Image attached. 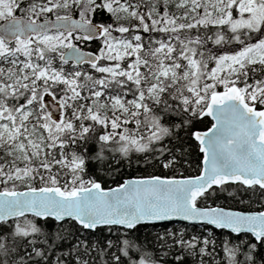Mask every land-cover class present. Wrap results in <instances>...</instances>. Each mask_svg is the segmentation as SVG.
<instances>
[{
  "label": "snow or ice",
  "instance_id": "obj_1",
  "mask_svg": "<svg viewBox=\"0 0 264 264\" xmlns=\"http://www.w3.org/2000/svg\"><path fill=\"white\" fill-rule=\"evenodd\" d=\"M0 264H264V0H0Z\"/></svg>",
  "mask_w": 264,
  "mask_h": 264
},
{
  "label": "trees",
  "instance_id": "obj_2",
  "mask_svg": "<svg viewBox=\"0 0 264 264\" xmlns=\"http://www.w3.org/2000/svg\"><path fill=\"white\" fill-rule=\"evenodd\" d=\"M98 45L94 42L92 44V47L88 50L95 51ZM59 97L57 96L56 100H58ZM206 121L208 122L207 126H210L211 121L209 118H206ZM190 163L186 165L183 168H180L177 173L173 174L169 170H165L163 173L160 172L158 169H149L148 171H136L134 169H129L128 174L125 176V178H133V177H143L147 176L149 173H154V174H163V175H175L177 177H187V176H194L200 173L201 169V162L200 159L197 155H193L189 157ZM114 186V185H112ZM255 199V197H253ZM254 207H258L255 206Z\"/></svg>",
  "mask_w": 264,
  "mask_h": 264
},
{
  "label": "water",
  "instance_id": "obj_3",
  "mask_svg": "<svg viewBox=\"0 0 264 264\" xmlns=\"http://www.w3.org/2000/svg\"><path fill=\"white\" fill-rule=\"evenodd\" d=\"M49 104H50V105H56V104H53L51 101L49 102ZM56 107H58V105H56ZM53 111H54V113H55L56 115H59V113L56 112V108H55V107L53 108Z\"/></svg>",
  "mask_w": 264,
  "mask_h": 264
},
{
  "label": "rangeland",
  "instance_id": "obj_4",
  "mask_svg": "<svg viewBox=\"0 0 264 264\" xmlns=\"http://www.w3.org/2000/svg\"><path fill=\"white\" fill-rule=\"evenodd\" d=\"M50 99L53 100L51 97H48V98H47V100H50ZM53 101H54V100H53ZM55 102H56V101H55Z\"/></svg>",
  "mask_w": 264,
  "mask_h": 264
}]
</instances>
